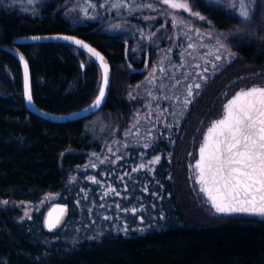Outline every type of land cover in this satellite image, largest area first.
I'll return each mask as SVG.
<instances>
[{
	"label": "trees",
	"instance_id": "obj_1",
	"mask_svg": "<svg viewBox=\"0 0 264 264\" xmlns=\"http://www.w3.org/2000/svg\"><path fill=\"white\" fill-rule=\"evenodd\" d=\"M64 1L36 0V11L31 13L22 6L0 2V264H264V217L192 215L191 208L199 201L179 160L191 115L208 107L212 97L221 100L217 95L224 82L244 88L254 69H264L260 14L244 20L238 6H226L221 0H208L206 5L192 0L194 11L204 17L202 25L211 33L200 36L202 45L208 44L206 49L198 40L196 50L189 53L200 60L199 68L192 71L197 76L193 87H201H194L191 103L186 105L180 99L179 111L168 112L173 136L152 118L132 116L140 102L127 96L129 87L146 80L147 52L151 53L150 63L156 55L155 45L146 48V34L155 30L160 20L151 25L134 16L131 19L136 26L131 29L107 32L90 19L84 24L72 22L59 7ZM221 32L233 35L227 38ZM43 33L77 35L104 53L112 65L111 92L97 114L109 115L111 128L118 126L112 159L124 151L148 164L141 171L146 176L144 182L135 188L136 194L147 198L144 212L139 214L144 227L121 229L112 219L98 220L90 226L92 237L81 236L74 246L48 241L60 234L75 214L74 195L72 199L63 197L70 192L69 175L85 165L93 150L102 152L106 145L86 130L88 119L57 123L28 110L21 57L31 70L33 100L44 111H77L90 104L100 90V65L81 48L57 41L16 44L21 36ZM131 39L139 43L141 60L133 57ZM220 47L225 52L219 53ZM217 55L221 59L217 60ZM169 103L172 106L173 99ZM156 157L159 162L150 163ZM110 166L96 164L95 174L111 179ZM50 191L61 192L59 202L71 204L69 222L57 232L45 230L44 211L21 219L19 207H1V200L6 199L39 202Z\"/></svg>",
	"mask_w": 264,
	"mask_h": 264
},
{
	"label": "rangeland",
	"instance_id": "obj_2",
	"mask_svg": "<svg viewBox=\"0 0 264 264\" xmlns=\"http://www.w3.org/2000/svg\"><path fill=\"white\" fill-rule=\"evenodd\" d=\"M221 1L226 6H233L234 3V0ZM0 2L10 3L18 7L22 6L25 12L36 11V9H33L36 0H31V2L29 0H0ZM175 2L178 4L187 2L192 5V0H175ZM200 2L206 5L208 0H200ZM236 2L238 3V0ZM250 3V19L254 15L260 14L264 24V0H250ZM59 7L75 24H84L87 23L86 20L90 19L99 22L102 30L107 32L131 29L136 26L134 20L131 19L134 16L149 21V23H152L151 25L160 20V24L156 29L146 34V48L150 45L156 46L154 49L156 55L151 61L152 63L149 62L151 53L147 52L146 55L147 64L143 69L146 73V80L144 84H134L129 87L127 96L133 100L138 99L137 102H140L137 107L133 108L132 116L152 118L156 120L155 124L159 125V128H166L174 136L175 132L170 125V121H167V114L169 112L172 115L173 111H179L182 107L179 104L180 99L185 100L188 98L192 101L194 94H196L193 87L192 97H187L189 86H193L194 80L197 79V76H193L194 71L192 70H197L201 64L199 58L195 56L191 58L189 53L196 50L198 40L201 48H207L208 44L202 45L204 41L200 36L207 35L208 37L211 30L202 25L203 19H199L183 8H172L169 4H165L163 0H65ZM192 12H195L193 7ZM220 34L225 33L221 32ZM231 34L233 35V32ZM231 34L225 35L227 37ZM157 35H160L158 39L155 38ZM131 41L133 43V57L141 60L143 52L140 51L139 43L132 39ZM189 45H192V47H189ZM219 49H221L219 53L225 52L224 48L220 47ZM244 84L246 86L244 85V88H241L237 85L231 87L227 82H224L220 87V95H217L222 99L212 97L210 102L206 103L208 107L194 112L187 125L184 133L185 141L181 147L179 160L181 171L183 173L188 172L191 177L192 187L199 201L198 204L195 202L191 208L192 215L202 218L217 216L214 214L211 204L205 199V195L197 190L194 182V171L191 169L192 164L197 159L199 147L205 138L204 135L212 123L221 118L225 104L239 90L253 86H264V69H254L250 73L248 81ZM156 98L160 99L157 100ZM171 99L174 101L172 106L169 103ZM112 123L113 119L104 113L96 114L88 119L86 130L92 132L96 139L105 142L106 146L102 152L93 150L85 165H82V168L80 167L77 172L72 171L69 175L68 187L70 192L63 193V197L72 199L74 195L76 205L72 204V209L75 214L71 219V223L65 229H62L60 234L48 238L50 243L61 242L74 246L81 236L84 238L92 237L93 230L90 226L99 223V221L111 222L112 219L121 229L129 226L140 229L145 226V220L139 214H143L141 212H144L147 198L141 193L136 194L135 188H138L139 183L144 182L146 176L141 170L145 169L148 164L141 158L132 157L124 151H121L122 153H119L113 159L111 158L115 152L113 145L118 133V126L111 128ZM140 129L141 126L135 132H139ZM125 157L127 158L125 159ZM96 164L99 167L102 164L113 165L108 169L112 178L109 179V176L104 179L98 177L99 175L95 174ZM142 164L145 167L139 168ZM137 168H139L138 171H133ZM133 180L137 182L133 183ZM94 181H99V183ZM121 181L125 183V186H122L123 188L121 187ZM188 191L187 186L183 192L187 195ZM117 193L119 194L117 195ZM61 194V192H47L39 199V202L1 200V207L6 208L7 205L19 207L22 211L21 219H28L31 215L43 211L45 217L47 209L53 203L59 202ZM191 195L193 196V193ZM199 205H202L203 209ZM69 207H71V204ZM132 209L136 211L133 212ZM128 215H134L136 218L133 217L134 220L126 219L125 217Z\"/></svg>",
	"mask_w": 264,
	"mask_h": 264
},
{
	"label": "snow or ice",
	"instance_id": "obj_3",
	"mask_svg": "<svg viewBox=\"0 0 264 264\" xmlns=\"http://www.w3.org/2000/svg\"><path fill=\"white\" fill-rule=\"evenodd\" d=\"M163 2L172 8H183L199 19H204L198 12H192L194 5H189L187 2L179 4L175 0H163ZM237 6L240 9V17L244 20L250 19V0H238V3L234 0L233 8ZM63 39L71 40L76 45L88 49L94 56L99 57L101 63H104L103 57L83 41L69 36ZM216 59L219 60L221 57L217 55ZM204 71L207 72V68ZM24 75L27 99L31 101L26 61ZM202 78L206 79V77ZM107 85L108 73L105 64L103 87L100 88L93 107L100 105ZM194 87L199 89L201 85L195 84ZM192 89L193 86L190 85L187 97H192ZM184 103L187 105L191 100L186 98ZM159 160L160 157H156L150 163H158ZM143 167H145L143 164L139 166V168ZM194 167L198 171L197 179L202 185L201 191L207 194L217 212L264 216V86L241 89L228 100L224 106L223 117L208 128L207 135L199 148V160ZM139 168L133 171H138ZM94 182L99 183V181ZM132 211L136 210L132 209ZM48 226L51 230L56 224L50 222Z\"/></svg>",
	"mask_w": 264,
	"mask_h": 264
},
{
	"label": "water",
	"instance_id": "obj_4",
	"mask_svg": "<svg viewBox=\"0 0 264 264\" xmlns=\"http://www.w3.org/2000/svg\"><path fill=\"white\" fill-rule=\"evenodd\" d=\"M65 36H69V37H73L74 39L81 40L84 42V44L88 45L90 48L95 49V51L98 52L100 54V56L103 57L104 63H101L99 57L94 56L91 52L88 51V49L83 48L79 45H76L71 40L63 39V37H65ZM36 37H39V39H35ZM54 41L63 42V43L66 42V43H69V44H72L76 47L81 48L86 54H89L96 61V63L98 65H100L101 75H102L100 88L103 87V76H104V72H105V64L107 65L108 85H107V87L104 88L105 95H104L100 105L96 106V107H93V105H94L95 100L99 96V92H98L97 96L95 97V99H93L90 102V104H88L82 108H79V110H77V111L69 112L68 114H59V113L55 114V113H52L49 111H44L43 109L38 107L35 100H33L31 70H30L29 66H28V83H29L32 99H31V101H29L27 99V94H26V89H25V75H24V62L25 61L27 62V60H25L23 58V60H22L23 79H24L23 90H24V98H25V101L27 104V108L33 114H37L40 117L44 118L45 120H49V121L57 122V123L58 122L80 121V120L90 119L92 116L96 115L97 113H99L101 111L102 107L105 105L107 99L109 98L108 96H109V94L111 92V88H112V86H111L112 77H113L112 65L109 63L106 55L104 53H102L100 50H98L93 44L89 43L88 41H85L84 39H82L81 37H79L77 35L75 36V35L69 34V33H65V34H63V33L44 34L43 33V34H32V35H28V36H21L16 40V44L21 45V44H32V43L54 42ZM27 64H28V62H27ZM222 114L224 115V111ZM223 115L221 116V118L223 117ZM206 135H207V132L205 133L204 137H206ZM201 145H202V143H201ZM198 160H199V153H198V157H197L196 161L192 164V168H191L192 171H194V182L196 184V188L199 191V193H202L203 195H205V199L208 201V203L211 204V206L213 208V212L215 215H217L219 217L238 216V215L248 216V217L249 216L264 217L262 215L249 214V213H227L226 214V213L217 212L216 209L213 207L211 201L209 200L207 194L205 192L201 191L202 185L198 182V179H197L198 171L194 167V165L196 164V162ZM47 210L48 211L46 212L45 217L43 219L44 227H45V230L47 232H49V233L57 232V231L61 230L69 222V218L71 215V209H70L68 203L63 202V201L55 202L52 205H50V207ZM50 222L56 224V226L54 228H52L51 230L49 229V226H48Z\"/></svg>",
	"mask_w": 264,
	"mask_h": 264
},
{
	"label": "flooded vegetation",
	"instance_id": "obj_5",
	"mask_svg": "<svg viewBox=\"0 0 264 264\" xmlns=\"http://www.w3.org/2000/svg\"><path fill=\"white\" fill-rule=\"evenodd\" d=\"M198 153H199V151H198ZM198 153H197V157H198ZM125 167H126V165H125ZM142 171V170H141ZM136 177H137V175H136ZM137 181L136 180H133V183H136ZM133 186V185H132Z\"/></svg>",
	"mask_w": 264,
	"mask_h": 264
}]
</instances>
